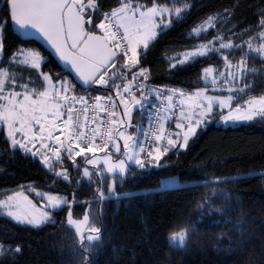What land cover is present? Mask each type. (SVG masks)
Returning <instances> with one entry per match:
<instances>
[{
  "label": "trees",
  "instance_id": "1",
  "mask_svg": "<svg viewBox=\"0 0 264 264\" xmlns=\"http://www.w3.org/2000/svg\"><path fill=\"white\" fill-rule=\"evenodd\" d=\"M139 2L151 6L149 0ZM99 3L101 11L95 13L97 24L103 13L119 6V0H99ZM159 3L163 5L167 0ZM6 4L7 0H0V17L7 11ZM185 4L190 6L187 18L161 34L138 66L148 69L149 80L178 93L205 88L211 94L227 96L225 88L219 85L213 88L202 79L205 67L214 66L222 71L223 57L227 55L231 62L245 59L249 69L235 84L237 88L249 87L246 92L235 94L237 100L232 106L264 94V56L248 52L245 43L262 30L259 21L264 0H181L180 3L173 0L168 6ZM216 14L219 15L212 28L199 36H189L193 27ZM217 34L224 36L223 42L232 40L243 47L226 49L170 70L175 63L173 58L179 53L212 41ZM0 36L5 37L6 49L0 56V68L17 73L19 85L32 83L36 88L43 84L38 70L10 59L17 49L25 48L41 53L40 70L51 75L55 82L58 77L82 89L36 40L21 38L12 26L11 30L0 32ZM116 63L122 68L121 59ZM108 73L109 84L91 87L94 92L112 91L120 82V75L113 76L111 68ZM151 106L152 102L148 101L132 114V120L141 119L144 123L142 140ZM118 107L120 103L115 106V112ZM179 111L178 108L176 115ZM174 120H166L164 124ZM77 159L79 169L67 160L61 165L70 171L71 183L65 182L55 176V166L49 172L41 157L13 149L5 132L0 131V195L7 189L21 187L35 198L33 191L44 189L63 194L68 201L61 206L62 210L50 209L51 221L40 228L17 224L0 213L3 245L0 251L4 253L0 264H82L86 256L88 264H264V118L257 116L235 125H222L217 123L216 116L212 117L186 148L173 149L163 156L160 166L153 163L142 170L129 164L124 177L118 173L106 174V179L83 177L85 164ZM170 177L185 184L161 188L160 181ZM224 177L234 179L217 183ZM114 184L116 195L103 201L98 199L99 190L107 196V188ZM70 209L73 219H80L86 213L90 214V221L91 215L99 217L89 225L103 227L100 242L90 253H77L80 240L75 227L67 223ZM217 209L226 210L227 215ZM189 228L192 231L188 232ZM180 229H185L184 245L171 244L170 234ZM17 246L21 247V253L8 251Z\"/></svg>",
  "mask_w": 264,
  "mask_h": 264
},
{
  "label": "snow or ice",
  "instance_id": "2",
  "mask_svg": "<svg viewBox=\"0 0 264 264\" xmlns=\"http://www.w3.org/2000/svg\"><path fill=\"white\" fill-rule=\"evenodd\" d=\"M149 2L150 7L139 0H119V7L103 13L100 23L97 24L98 17L95 13L101 11L99 0H87V3H84V0H7V11L0 17V32L11 30L12 25L18 26L21 30H36L55 50L59 59L71 65L76 77L84 85H108L109 68L113 76H123L125 72L132 73V82L123 86V92H120L117 86V96L120 97V104L123 107L122 118L118 121L116 112L108 110L109 105L115 107L110 96H96L95 102L89 106L88 99L84 96L69 95L74 91V86L68 80H60L57 77L54 83L51 75L41 72L40 77L43 81L41 91L30 89L28 84L18 85L15 75L6 68H0V131L6 129V139L11 142L13 149H21L33 157L42 156L41 163L49 172L54 170L55 165H62L65 160L79 169L80 161L77 158H80L85 164L83 177L99 176L106 179V174L119 173L122 177L128 170V162H133L142 170L151 166L153 162L160 166L163 156L173 149L186 148L202 125L210 118L220 115L216 111L217 106L220 110H227V114L220 117L225 124L250 121L257 116L264 118V96L250 98L244 104L236 103L235 108L232 107L233 102L237 100L235 94L244 93L249 87L234 86L249 71L245 59L238 64H232L228 56L224 55V71L214 66L202 70V79L209 82L213 88L218 85L225 88L229 93L227 96L209 95L207 89H199L187 96L180 91L178 93L180 100L176 103L174 102L176 93L172 90L165 96L163 94L165 90L149 89L145 84L136 83L138 77L147 81L149 76L147 69L140 68L136 71L142 58L159 36L169 30L174 23H182L190 10L188 4L183 7H169L168 4L173 0H167L163 5L159 0ZM175 2L180 3L181 0ZM218 15L209 16L201 21L190 30L189 36H199L200 33L207 32L214 26L213 21ZM261 17L259 25L262 30L245 43L248 52L264 56V11L261 12ZM4 39L5 37L0 36V53L6 50ZM254 40L260 41L258 47H253ZM223 41L224 36L217 34L212 41L191 46V50L174 57L175 63L171 64L170 70L190 65L200 58L210 57L226 49L235 50L243 47L232 40L227 43ZM244 55L247 56L248 53ZM121 58L124 60L122 68L116 63ZM10 59L30 65L33 70H39L43 58L39 51L17 49ZM228 85L233 86L227 87ZM18 86L23 90L17 91ZM134 87L139 89L140 97L131 95L129 100L128 96ZM153 92L159 104H153L152 108H159L160 112L164 113L158 121L159 134L141 142L137 141L134 134L126 135L124 131H114L116 128L130 127L134 106L147 105ZM175 108L180 109L179 115L173 111ZM90 111L93 113L91 117L88 115ZM101 112L108 119H99ZM81 115L84 117L83 120ZM125 118L129 123H124ZM172 119L176 120L175 132L167 131L164 126V121ZM173 136L176 138L172 139ZM181 139L183 142H180ZM97 140L102 143L97 144ZM118 140H123L122 147ZM165 140L166 144L163 143ZM153 143L159 146L149 150ZM142 154L143 158H140ZM117 155L120 158H114ZM89 166H92V171ZM55 176L71 183L68 168L55 171ZM230 179L234 178L224 177L217 183ZM175 180L176 178H172L168 184H174ZM114 187L115 184L107 188V196L102 189L99 190L98 199L103 201L116 195ZM20 195L22 194L16 193L8 196L6 200H0V208L8 209L7 216L17 224L34 228H40L51 221L50 209L62 210L61 206L68 203L61 196L41 194V199L46 200V203L37 209L35 204L28 201L31 209L35 210L30 211L20 206L17 200ZM116 198L119 199V196ZM24 200L27 201V197H24ZM14 201L16 203H13ZM217 211H223L227 215L226 210ZM98 219L99 217L91 215L90 221V214L86 213L81 221H77L72 218V211L69 210L67 223L75 226L80 240L77 253H90L100 242L103 227L89 226ZM218 223L220 221H213V224ZM187 231L190 232L192 229L189 228ZM85 232L88 234L85 235ZM177 238L183 246L186 239L185 231L173 233L169 237L173 242ZM2 249L3 245L0 243V250ZM8 251L21 253L22 249L17 246L15 250L9 248ZM3 254V251H0V256ZM82 264H88L87 256Z\"/></svg>",
  "mask_w": 264,
  "mask_h": 264
},
{
  "label": "rangeland",
  "instance_id": "3",
  "mask_svg": "<svg viewBox=\"0 0 264 264\" xmlns=\"http://www.w3.org/2000/svg\"><path fill=\"white\" fill-rule=\"evenodd\" d=\"M119 7V6H118ZM117 7V8H118ZM150 7V6H149ZM202 43H204V42H201V43H199V44H202ZM259 44H260V41L259 40H257V41H253V47H258L259 46ZM20 49H25V48H20ZM30 50H33V49H30ZM189 50H191V49H188V50H185V51H189ZM184 52V51H183ZM183 52H181V53H179V55L180 54H182ZM252 53H254V52H252ZM255 54H258V53H255ZM259 55V54H258ZM0 56H1V53H0ZM43 58V57H42ZM22 59V58H21ZM242 59H240V60H237V61H235V62H231V61H229L230 63H232V64H238L240 61H241ZM13 62H15V63H17V64H20V65H25V64H21V63H19L18 61H14V60H12ZM42 61H43V59L41 60V63H42ZM173 62H175V60H174V58H173ZM27 66H30V65H27ZM7 69V68H6ZM222 71H224V69L222 70ZM236 71H239L238 69H236ZM41 72H43V71H41L40 69L38 70V73L40 74ZM10 73H12L13 75H15V77L17 78V73H15V72H13V71H11ZM43 73H47V72H43ZM41 78V77H40ZM60 80H62V79H60ZM53 82L55 83V81L53 80ZM18 84V83H17ZM24 83H22L21 85H23ZM25 84H27V83H25ZM19 85V84H18ZM29 86V88L30 89H39V90H43V84L41 85V87H34V85L31 83L30 85H28ZM233 85H228L227 87H232ZM235 86V85H234ZM49 87H50V85H49ZM218 87H220V86H218ZM236 87V86H235ZM220 88H223V87H220ZM205 89V88H204ZM16 90L17 91H22L23 89L21 88V87H18V88H16ZM197 90H199V89H196L193 93H195ZM193 93H185V95L187 96V95H191V94H193ZM6 94V93H5ZM208 94L209 95H214V94H211L210 92H208ZM261 96H264V94H261V95H258V96H252V97H250V98H258V97H261ZM250 98H248L247 100H249ZM246 100V101H247ZM136 107H138V106H134V109L136 108ZM233 108H235V106H232ZM118 110L119 111H123V107H122V105L120 104V107L118 108ZM216 111L218 112V113H220V115H216V117H217V123H219V124H222V125H235V124H238V123H240V122H246V121H240V122H234V123H227V124H225L224 122H222V120H221V115H226L227 114V110L225 109V110H220L219 109V107L217 106L216 107ZM119 115H120V112H119ZM178 115H179V113H178ZM121 116V115H120ZM212 119V118H211ZM141 120V119H140ZM140 120H138V121H136V120H132L131 119V126L130 127H128V128H117L115 131H124L125 132V134L127 135V134H134L135 135V137H136V139H137V141H143L142 140V133H143V131H144V123H143V121H140ZM124 123L125 124H127V123H129V121L127 120V123H126V118L124 119ZM4 132H5V135H6V129L4 130ZM159 134V133H158ZM19 138V137H18ZM176 138V137H175ZM175 138H172V139H175ZM120 145H121V147L123 146V140H118L117 141ZM180 142H183L182 141V139H181V141ZM11 143V142H10ZM30 147H31V145H30ZM156 147H158V144H156V143H154V146H153V149L154 148H156ZM138 150V149H137ZM98 155H99V153H98ZM89 156H91V154H89ZM114 158H120L119 157V155H117V157H114ZM140 158H142V155H141V157ZM41 160H42V156H41ZM154 163V162H153ZM129 164H134L133 162H128V165ZM89 169H90V171H92V166H89ZM119 174V173H118ZM127 174V170H126V172L123 174V176L122 177H124L125 175ZM120 175V174H119ZM172 178H175V177H170V178H164V179H162L161 181H160V187L161 188H163V187H172V186H181V185H184L185 183H182V182H180L177 178H176V180H175V183L174 184H168V181H170ZM34 192V194H35V198L34 197H31L30 196V194L28 193V191L27 190H25L24 188H21V187H19V188H12V189H7V190H5L1 195H0V200H6L7 199V197L8 196H13V195H15L16 193H21L22 195H20L19 197H17V200H18V202H19V204H20V206L23 208V209H25V210H30V211H35V210H33V209H31V207H30V205L28 204V201H31L32 202V204H35L36 205V208L37 209H39V208H41V206L43 205V204H45L46 203V200H42L41 199V194H49V195H58V196H61V197H63V198H65V196L63 195V194H59V193H55V192H51V191H47V190H44V189H38V190H34L33 191ZM24 197H27V201H25L24 200ZM13 203H16V201H14ZM7 211H8V209H4V208H0V213H3V214H5V215H7ZM85 216V215H84ZM83 216V217H84ZM83 217L82 218H80V219H74V220H77V221H81L82 219H83ZM74 226V225H73ZM75 227V226H74ZM182 230H184L185 231V229H180V230H176L175 232H173V233H179V232H181ZM173 233H171L170 234V236L173 234ZM88 233L87 232H85V235H87ZM169 236V237H170ZM168 240H169V242L171 243V244H173V245H181V243H180V241H179V238H177V240L175 241V242H173V241H171L169 238H168Z\"/></svg>",
  "mask_w": 264,
  "mask_h": 264
},
{
  "label": "built area",
  "instance_id": "4",
  "mask_svg": "<svg viewBox=\"0 0 264 264\" xmlns=\"http://www.w3.org/2000/svg\"><path fill=\"white\" fill-rule=\"evenodd\" d=\"M122 60V66L124 64V60L121 58ZM140 68H144V69H147L145 67H137L136 68V71H139ZM148 71V69H147ZM149 73V71H148ZM149 76H150V73H149ZM149 76H148V79L147 81H144V79L142 77H138L137 78V81L136 83L137 84H145L147 88L149 89H162V90H165L164 91V95L167 96L169 94V90H172L174 93H176V95L174 96V102L178 103L179 102V95H178V91L172 89V88H169V87H166V86H160L158 84H155L153 82H151L149 80ZM120 77V82H119V90L120 92H123V86L126 85V84H129L130 82H132V73L131 72H125L123 76H119ZM69 95H77V96H84L86 99H88V102H89V106H91L95 101H94V98L96 96H101V97H112L113 99V102H114V105L116 106L117 104L120 103V97L117 96V87H115L112 91H108V92H94L91 88H86V89H76L74 88V91L70 92ZM131 95H135L136 97L137 96H140V91L138 88L134 87L133 88V91L132 93L128 96V99L130 100L131 99ZM89 97L93 98V99H89ZM152 102V105L153 104H159V101L157 100V97H156V94L155 92H153L151 95H150V98H149V102ZM71 106V105H69ZM76 107H80V105H76ZM178 108H175L173 111L176 113ZM109 111H115V107H113L112 105H109V108H108ZM89 117H91L93 115V113L90 111L88 113ZM164 115V113L160 112L159 108H151L149 109V112H148V116H147V124H146V130H145V133H144V136H143V141H146L150 138H153L154 135L157 134V131H158V128H159V124H158V121L160 120V117ZM169 115H171V113H169ZM66 118V117H65ZM84 117L83 115H81V120H83ZM99 119H102V120H106L108 119V117H106L104 115V113H99ZM95 126V125H93ZM97 144H101L102 141L100 140H97L96 141ZM147 146V145H146ZM152 149V144L150 146V149ZM77 151L79 149H76ZM142 158H143V154H142ZM62 168H65L64 166H61V165H55V171H60L62 170Z\"/></svg>",
  "mask_w": 264,
  "mask_h": 264
},
{
  "label": "water",
  "instance_id": "5",
  "mask_svg": "<svg viewBox=\"0 0 264 264\" xmlns=\"http://www.w3.org/2000/svg\"><path fill=\"white\" fill-rule=\"evenodd\" d=\"M12 27L20 34L21 38L34 39L37 42H39L46 50L50 52L52 57L57 61V63L61 66V68L65 70L72 77L73 81L77 83L81 88L86 89L91 86H95V84L84 85L82 81L78 80L75 74V70L71 69V65L65 64L63 61H61L58 57V54L55 52V50L51 48V46L42 38V36L39 33L36 32V30L34 29L21 30L16 25H12Z\"/></svg>",
  "mask_w": 264,
  "mask_h": 264
},
{
  "label": "crops",
  "instance_id": "6",
  "mask_svg": "<svg viewBox=\"0 0 264 264\" xmlns=\"http://www.w3.org/2000/svg\"><path fill=\"white\" fill-rule=\"evenodd\" d=\"M139 98V97H138ZM119 108V107H118ZM118 108H117V115H116V119L119 121L121 118H122V113H123V111L121 110V113H120V115H119V111H118ZM138 108H141V106H138V107H136L134 110H133V112L136 110V109H138ZM126 123H127V119H126ZM175 123H176V120H174V121H172V122H168V123H166V124H164V126L165 127H167V130L168 131H170V132H175L176 131V129H175ZM172 138H175V136H173ZM163 143L164 144H166V140L165 141H163ZM159 146V145H158Z\"/></svg>",
  "mask_w": 264,
  "mask_h": 264
}]
</instances>
